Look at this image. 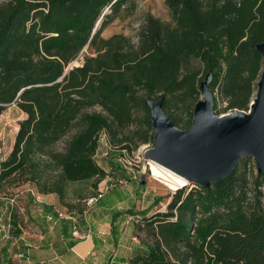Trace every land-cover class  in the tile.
<instances>
[{"label":"trees","instance_id":"obj_1","mask_svg":"<svg viewBox=\"0 0 264 264\" xmlns=\"http://www.w3.org/2000/svg\"><path fill=\"white\" fill-rule=\"evenodd\" d=\"M164 5L168 20L146 16L133 41L101 34L132 14L134 0H0V116L12 104L26 115L0 162V190L28 184L64 204L70 186L92 182L74 195L85 204L105 177L94 159L99 135L117 159L153 146L148 99H162L177 127L172 112L185 111L180 127L189 128L208 73L214 111L219 100L223 111H247L261 73L264 0ZM260 186L264 175L250 183L236 166L208 189L177 190L165 212L139 222L144 245L127 264H264Z\"/></svg>","mask_w":264,"mask_h":264},{"label":"crops","instance_id":"obj_2","mask_svg":"<svg viewBox=\"0 0 264 264\" xmlns=\"http://www.w3.org/2000/svg\"><path fill=\"white\" fill-rule=\"evenodd\" d=\"M114 162L110 174L100 167L105 177L99 184L126 178L127 186L110 187L91 207L61 204L56 194H40L31 185L0 190V264H127L133 250L144 245L127 225L128 216L164 211L154 191H141Z\"/></svg>","mask_w":264,"mask_h":264},{"label":"water","instance_id":"obj_3","mask_svg":"<svg viewBox=\"0 0 264 264\" xmlns=\"http://www.w3.org/2000/svg\"><path fill=\"white\" fill-rule=\"evenodd\" d=\"M256 50L262 58L261 73L247 111L217 115L208 88L210 73L199 84L202 97L187 129L177 127L163 112L162 99H148L153 146L144 153V160L204 189L229 177L241 158L252 159L257 175H264V42ZM144 178L141 175L140 185Z\"/></svg>","mask_w":264,"mask_h":264},{"label":"rangeland","instance_id":"obj_4","mask_svg":"<svg viewBox=\"0 0 264 264\" xmlns=\"http://www.w3.org/2000/svg\"><path fill=\"white\" fill-rule=\"evenodd\" d=\"M164 1L165 0H134L135 8L132 14L122 17L120 19H116L113 23H111L109 26H107L103 30L101 36L103 38H109L110 36L115 35V34H122L124 36L130 37L133 41H136L135 37L139 29L143 25V22L146 16L150 15L162 21L168 20L169 14H168L167 8L164 5ZM82 59L83 58L80 57L77 61L73 62L70 66H73V67L79 66L80 63L82 62ZM254 95L251 101L253 100ZM201 97L202 96H200L199 99H201ZM225 106H226V103L219 100L217 103L215 112H219L218 115H223V114L233 112L230 110L223 111ZM172 114L178 120L179 127L180 125L185 123L186 118H187V113L185 111H180V110L173 111ZM25 118H26V115L22 113L16 107L15 104L7 106L5 110L2 112L0 116V162L5 160L8 154L10 153L15 135L19 128L18 123L24 120ZM149 146L152 147L151 145ZM55 147L59 148L60 144L56 145ZM110 149L111 147L108 143V138L106 134L101 133L99 135L98 149L94 157L97 165L101 168H104L110 174L111 171L113 170V167L110 165V161H115L114 165H117V164L120 165L123 171L134 172L137 175V178H139V180H136V181H137L138 186L140 187V190L141 191H151V190L154 191V193L159 196V199H161L162 207L160 206L159 209L165 212L166 207H164V204L166 200L168 201V197L172 196L177 191L167 190L160 183L153 181L150 176V171L143 170L144 166L147 163L143 160V158L137 152L133 153V155L129 157H124V158L120 157L119 159H117V157H110L109 155ZM236 166H238L239 169L241 170L242 169L246 170L247 177L250 183L253 180H255L257 173H256V169H255L252 159L241 158L239 159ZM143 174L145 175L144 184L140 185L139 181L141 179V175ZM91 183L92 182H88L84 184H76L74 186H70V188L68 189L64 204H68V205L78 204L77 200L74 198V195L79 194L80 192L85 191V190L87 191L90 190ZM27 185L28 184H25L24 186L27 187ZM189 187L190 185H187L186 187L182 189H188ZM13 189L15 191L16 188L13 187ZM35 189H33V191L36 192L37 189L36 190ZM261 203H262V206H264V195H262L261 197ZM131 214H135V212L132 211ZM128 217H130L129 218L130 220L127 225L128 226L130 224L133 225L134 236H137L138 234L142 237H145L146 233L143 231H140V227L137 226L140 221H143V219L134 218V215L128 216Z\"/></svg>","mask_w":264,"mask_h":264},{"label":"built area","instance_id":"obj_5","mask_svg":"<svg viewBox=\"0 0 264 264\" xmlns=\"http://www.w3.org/2000/svg\"><path fill=\"white\" fill-rule=\"evenodd\" d=\"M151 148L149 145H143L141 146L136 152L143 158V155L144 153L149 149ZM144 160V158H143ZM147 164L144 166L143 170H150V165H149V160H144ZM131 174V179L132 180H139V178H137V175L134 173V172H129ZM128 180L126 178H119L117 179L114 183H111L109 185V182H105L103 183L102 185H98L96 191H95V194L91 197H89L86 201H85V205L87 207H91L92 205H94L99 199H101L103 197V195L109 190L110 187H113V186H119V187H126L127 184H128ZM190 187H196L195 184H189ZM258 190L260 191L261 194H264V186H260L258 188ZM60 217H64V215H62L61 213L58 214ZM129 218H128V221L129 222ZM73 235L77 236V226L74 225L73 227Z\"/></svg>","mask_w":264,"mask_h":264},{"label":"bare ground","instance_id":"obj_6","mask_svg":"<svg viewBox=\"0 0 264 264\" xmlns=\"http://www.w3.org/2000/svg\"><path fill=\"white\" fill-rule=\"evenodd\" d=\"M149 165L151 179L163 185L167 190L177 191L188 185L185 179L172 173L161 165L153 162H149Z\"/></svg>","mask_w":264,"mask_h":264}]
</instances>
